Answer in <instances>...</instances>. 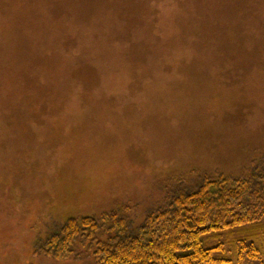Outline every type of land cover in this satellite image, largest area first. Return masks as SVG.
<instances>
[{"label":"rangeland","instance_id":"374dc122","mask_svg":"<svg viewBox=\"0 0 264 264\" xmlns=\"http://www.w3.org/2000/svg\"><path fill=\"white\" fill-rule=\"evenodd\" d=\"M142 1L0 0V264H98L116 231L40 250L71 218L133 230L173 191L264 168V0H213L185 51Z\"/></svg>","mask_w":264,"mask_h":264},{"label":"trees","instance_id":"16d2710c","mask_svg":"<svg viewBox=\"0 0 264 264\" xmlns=\"http://www.w3.org/2000/svg\"><path fill=\"white\" fill-rule=\"evenodd\" d=\"M180 1L182 6L175 8L168 0H143L131 10L134 15L154 14L153 20L145 17L146 24L163 40L179 41L185 51L196 39L204 44L209 40L205 17L215 2ZM189 2L201 9L183 6ZM167 12L170 16L164 18ZM136 47L143 48L141 42ZM106 221L110 223L105 225ZM113 230L117 236L97 243L98 264H264V168H253L242 177L206 176L193 188L173 191L133 230L114 213L71 218L40 251L63 259L79 238L93 240Z\"/></svg>","mask_w":264,"mask_h":264}]
</instances>
